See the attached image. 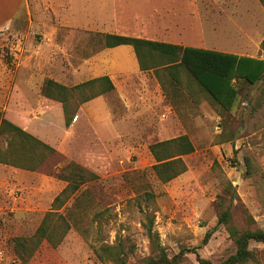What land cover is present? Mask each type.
<instances>
[{
  "label": "rangeland",
  "instance_id": "obj_1",
  "mask_svg": "<svg viewBox=\"0 0 264 264\" xmlns=\"http://www.w3.org/2000/svg\"><path fill=\"white\" fill-rule=\"evenodd\" d=\"M103 34L227 48L248 42L253 50L240 54L264 60L257 0H25L0 31V113L56 153L34 171L0 164V264H22L12 240L32 236L65 186L56 172L69 162L98 176L79 191L87 194L80 228L56 248L43 243L25 264H111L95 253L119 242L128 264H142L151 253L147 227L169 256L188 250L183 264H200L194 251L218 263L235 250L216 226L222 210L236 228L264 232V81L239 83L228 111L195 88L191 98L179 91L172 99L167 86L159 102L153 73L139 70L130 47L103 48ZM102 76L114 90L80 105L68 127L61 104L42 95L46 80L71 87ZM179 135L194 151L182 157L185 172L161 183L149 145ZM249 248V264H264V245Z\"/></svg>",
  "mask_w": 264,
  "mask_h": 264
},
{
  "label": "trees",
  "instance_id": "obj_2",
  "mask_svg": "<svg viewBox=\"0 0 264 264\" xmlns=\"http://www.w3.org/2000/svg\"><path fill=\"white\" fill-rule=\"evenodd\" d=\"M258 1L264 9V0ZM98 42L103 48L130 47L139 70L153 73L167 99V86L173 90L172 99L177 97L179 91L187 93L191 98L195 88L206 94L220 108L228 111L237 101L239 83L255 85L264 81V60L260 58L113 34L99 35ZM260 47L264 49V38ZM113 90L114 85L107 76L93 78L71 87L46 80L41 88L45 98L61 104L66 127L70 125L80 105ZM149 151L155 160L151 170L161 183H167L185 172L186 166L182 157L192 153L194 146L186 135H179L150 144ZM55 153L54 148L9 122L0 113V164L34 171ZM56 177L65 182V186L53 198L50 210L43 215L32 236L12 240L14 253L22 264L27 263L43 243L56 248L69 231L80 228L86 213L83 202L86 203L87 194L79 191L86 183L98 179L95 173L72 162L58 168ZM227 194L232 197L228 189ZM68 201H71L69 206ZM231 220V213L226 208L218 214L216 226L225 227L234 244V253L218 263H211L199 258L194 251L198 263L249 264L254 261L255 254L249 246L251 243L264 245V232L259 229L240 230ZM146 230L151 253L143 259L142 264L184 263L187 249L182 248L175 255L169 256L158 243L151 228L147 227ZM211 232L204 235L201 244L208 242ZM128 250L131 251V246ZM95 254L99 260H108L111 264H128L122 242L117 245H101Z\"/></svg>",
  "mask_w": 264,
  "mask_h": 264
},
{
  "label": "crops",
  "instance_id": "obj_3",
  "mask_svg": "<svg viewBox=\"0 0 264 264\" xmlns=\"http://www.w3.org/2000/svg\"><path fill=\"white\" fill-rule=\"evenodd\" d=\"M25 0H0V31H3L9 27L11 24L12 20L17 16L19 11L23 7V3ZM258 1V0H257ZM259 3V1H258ZM260 4V3H259ZM262 10L263 7H262ZM167 43V42H166ZM248 42H245L246 44ZM175 44V43H171ZM237 45L236 47H231L227 48L222 45H213V44H205V43H200V44H193V45H188V44H183V43H176L175 45H180L182 47H190V48H195V49H201V50H207V51H215V52H222V53H229V54H234L237 56H246V57H252L255 58L251 55L247 54H240L242 52H247V51H252L253 48H248V45ZM239 51V52H237ZM147 81L150 80L149 78H145ZM143 82V81H141ZM150 84L152 93L151 97H154L157 101H162V93L159 85L157 83H154L153 81H148ZM135 84H139V82L135 81ZM153 110V109H152Z\"/></svg>",
  "mask_w": 264,
  "mask_h": 264
}]
</instances>
